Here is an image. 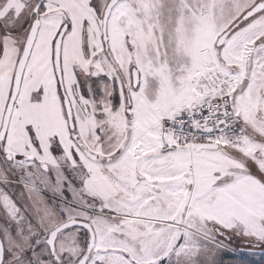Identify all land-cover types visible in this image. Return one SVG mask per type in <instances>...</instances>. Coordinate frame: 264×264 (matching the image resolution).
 I'll return each mask as SVG.
<instances>
[{
    "label": "snow or ice",
    "instance_id": "1",
    "mask_svg": "<svg viewBox=\"0 0 264 264\" xmlns=\"http://www.w3.org/2000/svg\"><path fill=\"white\" fill-rule=\"evenodd\" d=\"M264 261V0H0V264Z\"/></svg>",
    "mask_w": 264,
    "mask_h": 264
},
{
    "label": "rangeland",
    "instance_id": "2",
    "mask_svg": "<svg viewBox=\"0 0 264 264\" xmlns=\"http://www.w3.org/2000/svg\"><path fill=\"white\" fill-rule=\"evenodd\" d=\"M242 251L245 252V255H244L243 257H238V256H237V257H234V256H232V255L230 254L229 256H227V257L225 258L226 261H233V260H235V259H242V260H246V261H249V262H251V263H255V264H259V263H262V262H263V261L260 260L258 254L252 256V255H248V254H247V250H246V249H242Z\"/></svg>",
    "mask_w": 264,
    "mask_h": 264
},
{
    "label": "trees",
    "instance_id": "3",
    "mask_svg": "<svg viewBox=\"0 0 264 264\" xmlns=\"http://www.w3.org/2000/svg\"><path fill=\"white\" fill-rule=\"evenodd\" d=\"M245 262V264H255V263H251L249 261H246V260H243ZM259 264H264V261L262 263H259Z\"/></svg>",
    "mask_w": 264,
    "mask_h": 264
}]
</instances>
